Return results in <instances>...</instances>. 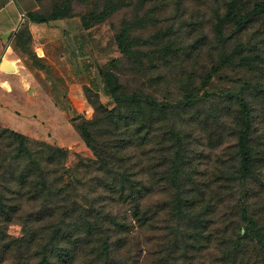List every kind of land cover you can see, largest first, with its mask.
<instances>
[{"label":"rangeland","instance_id":"374dc122","mask_svg":"<svg viewBox=\"0 0 264 264\" xmlns=\"http://www.w3.org/2000/svg\"><path fill=\"white\" fill-rule=\"evenodd\" d=\"M35 2L38 17L80 20L82 35L91 41L80 53L90 56L89 76L96 86L101 73L110 74L115 92L105 94L102 88V99L91 97L90 105L82 99L59 107L62 120L48 105L34 101L42 117L59 119L52 123L58 127L40 130L32 119L27 132L34 134L38 128L40 135L25 137L64 149L66 166L75 170L71 180L99 193L103 190L106 197L117 198L122 182L117 175L125 171L132 175L129 180L154 184L141 213L151 217L156 228L143 229L138 246L135 241L117 243L103 262L264 264V10L243 27L225 18L233 5L236 22L245 21L258 5L264 7V0ZM91 88L82 84L78 92L85 97ZM132 94L138 97L134 104L122 98ZM116 97L124 101L119 109ZM239 97L247 102L251 125L253 158L247 179L237 155ZM154 102L165 105L167 113L156 110L152 115ZM114 115L129 126L125 136L116 128ZM89 121L97 122L91 130L99 156L78 130ZM123 138L132 142L125 144ZM135 171L141 172L134 176ZM10 198L16 197L0 187V228L16 239L22 237L24 222L34 221L39 210ZM63 213L65 209L54 221ZM248 218L256 226L247 232ZM61 221L72 225L68 232L72 239L90 242L86 252L99 247L103 236H87L91 231L85 222ZM39 226L29 228L30 238L51 235L39 231ZM84 260L97 262L90 255Z\"/></svg>","mask_w":264,"mask_h":264},{"label":"trees","instance_id":"16d2710c","mask_svg":"<svg viewBox=\"0 0 264 264\" xmlns=\"http://www.w3.org/2000/svg\"><path fill=\"white\" fill-rule=\"evenodd\" d=\"M233 9V5H229L225 18L234 20L239 27H243L251 16L263 12L264 7L261 4L258 5L257 10L246 15L245 21L239 22H236ZM36 15V11L29 13L28 18L35 23L62 19L58 17L48 19ZM119 44L121 45V41ZM227 62H232L231 58H228ZM101 77L103 91L105 94L112 95L115 90L110 74L103 72ZM87 94L89 101L91 97H98V94L92 90ZM122 98L127 101L129 98V104H134L136 98L138 100L137 95L134 94ZM239 101L241 129L237 138V155L239 170L244 173V178L247 179L251 177L249 169L253 158L249 146L251 125L247 102L242 97H239ZM116 105L119 109V106L124 105V101L116 97ZM150 107L152 115L156 110L167 113L168 109L165 105H159L157 102L151 103ZM118 109L115 110V115H117ZM115 115L112 117L116 118V128L125 136L130 132L129 126L124 125V121L119 117L117 119ZM166 119L167 116H164L163 120ZM96 123L89 121L87 126L78 130L87 146L99 156L93 145L94 139L91 130V127ZM136 133L139 132L136 131ZM122 140H125V144L132 142L124 138ZM66 159L67 153L64 149L39 144L28 139L24 134L0 126V184H2L0 187L3 191L10 192L12 197H16L10 198V201L24 200L26 203L29 202L31 207H37L39 210L38 217L34 221L27 219L24 222V231L20 238L13 239L4 227L0 228V264H108L103 262L102 258L109 255L113 246L118 248L117 243L123 245L127 241H135L138 246L143 242L139 235L143 233L142 230L156 228L155 221L141 213L143 202L152 194L154 184L149 182L143 184L134 178L133 181L129 180L132 175L125 171L117 175L122 179L117 189L119 191L115 193L117 198H113L111 195L106 197L102 194L103 190L99 193L98 189L87 188L86 185L77 183V181L74 183L75 180L73 181L71 178L75 170L66 166ZM140 172L135 171L134 176ZM94 195L97 198L92 199ZM61 209H65L68 214L65 216L66 213H63L58 217V221H54ZM77 214L82 218H79L80 216L76 218ZM63 218L64 220L74 219L81 220L82 223L85 222V228L87 231H91V233L87 232V236L101 234L103 237L100 239L99 247L86 252L85 244L88 245L90 242L85 243L81 239H72L73 237L68 233L72 225L61 221ZM49 221L53 222L48 224ZM31 222L34 225L29 227ZM35 226H39L38 229L41 232L51 231V235L49 237L41 236L37 239L30 238L29 228ZM255 226V220L248 218L246 231H253ZM78 231L79 228L76 227L75 232ZM87 236L85 235V237ZM88 255L95 256L97 262H85L84 259Z\"/></svg>","mask_w":264,"mask_h":264},{"label":"crops","instance_id":"0c3cea01","mask_svg":"<svg viewBox=\"0 0 264 264\" xmlns=\"http://www.w3.org/2000/svg\"><path fill=\"white\" fill-rule=\"evenodd\" d=\"M37 8L35 0H0V62H9L13 69L0 68V125L30 136L40 135L42 127L55 130L58 126L52 123L59 121L42 117V109L34 107V101L48 105L52 115L57 114L62 120L59 107L82 99L90 105L88 95L78 92L82 84H89L100 99L103 88L102 83L95 86L89 76L90 56L80 55L82 46L91 43L88 35H82L85 30L80 20L35 23L28 14ZM63 90H68L66 95ZM32 119L40 124L34 134L27 132Z\"/></svg>","mask_w":264,"mask_h":264},{"label":"water","instance_id":"95a60500","mask_svg":"<svg viewBox=\"0 0 264 264\" xmlns=\"http://www.w3.org/2000/svg\"><path fill=\"white\" fill-rule=\"evenodd\" d=\"M0 68H2L5 71H12L13 70L11 67V64L5 60H2L0 62Z\"/></svg>","mask_w":264,"mask_h":264}]
</instances>
